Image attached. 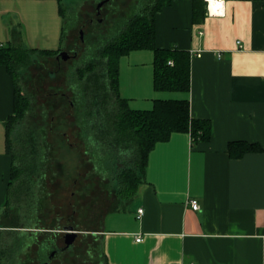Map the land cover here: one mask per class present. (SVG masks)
<instances>
[{"label": "crops", "instance_id": "0c3cea01", "mask_svg": "<svg viewBox=\"0 0 264 264\" xmlns=\"http://www.w3.org/2000/svg\"><path fill=\"white\" fill-rule=\"evenodd\" d=\"M60 5L0 0V47L24 42L59 52L53 47L63 29ZM155 28L157 48L190 54L189 91H156L153 52L135 50L119 60L120 95L136 110L151 109L157 99H187L190 117L210 121L212 134L192 142L189 133L175 132L155 144L136 195L118 199L102 217L103 254L108 264H264V0H226L223 16L205 14L198 22L193 0H173L157 13ZM44 32L52 34L45 42ZM13 97V79L0 64V230L15 228L4 207ZM140 101L144 108H133ZM238 141L262 151L232 158L228 145Z\"/></svg>", "mask_w": 264, "mask_h": 264}, {"label": "trees", "instance_id": "16d2710c", "mask_svg": "<svg viewBox=\"0 0 264 264\" xmlns=\"http://www.w3.org/2000/svg\"><path fill=\"white\" fill-rule=\"evenodd\" d=\"M172 2L131 0L126 12L111 20L114 36L102 42L94 40L87 50L83 49L82 63L73 69L70 80L72 103L78 113L77 126L93 171L98 175L112 173L116 176V196L122 201L136 195L143 181L148 154L156 143L166 141L175 132L189 133L192 142L208 141L212 134L210 121L190 117L187 99H157L151 109L136 110L130 108L128 100L120 95L119 60L135 50L153 52V87L156 91H189L190 54L175 47L157 48L155 44L156 15ZM205 7L203 0H193L194 22L203 20ZM59 12L64 17L61 5ZM30 53L52 57L58 51L27 49L19 43L0 47V64L14 84L13 112L6 124V151L12 165L4 207L6 210L10 206H21L24 219L40 210L46 174L51 170L49 131L43 121L29 123L27 118L32 114L30 96L24 93L17 78L18 68L27 64ZM46 116L44 112V120ZM260 151L262 147L258 143L238 141L228 145L232 158ZM32 226L21 227L29 229ZM28 237L31 238L29 233ZM31 240L25 243L15 240L9 247L3 246L12 254L9 264H23L13 261L28 252ZM100 249L103 264H108L101 245ZM39 253H44V242Z\"/></svg>", "mask_w": 264, "mask_h": 264}, {"label": "rangeland", "instance_id": "374dc122", "mask_svg": "<svg viewBox=\"0 0 264 264\" xmlns=\"http://www.w3.org/2000/svg\"><path fill=\"white\" fill-rule=\"evenodd\" d=\"M100 1L61 0L63 29L61 35L58 33L60 41L54 42L53 48L71 56L76 51L77 57L63 61L56 59L57 55L42 57L30 53L27 64L18 68L19 86L31 100L32 114L27 119L30 124L43 121L49 131L51 170L46 174L44 199L36 214L24 219L21 206L6 208L5 216L9 221L6 222L15 228L0 230V264H9L12 256L3 246L9 247L15 240L25 243L29 239L32 240L28 252L13 263L43 264L53 251H57L49 264H103L98 233L104 214L117 207V178L112 173L98 175L93 171L77 126L78 113L72 103L70 80L73 69L82 63L83 49L87 50L94 40L102 42L114 36L111 20L122 16L131 0H108L98 14L96 6ZM39 30L35 38L42 35ZM80 31L83 32L82 38ZM48 37L52 34L44 32V42ZM19 44L31 49L28 43ZM34 46L39 47V40ZM138 103L133 108H144L145 101ZM44 112L47 114L45 120ZM30 225L33 226L29 229L21 227ZM69 225L77 233V238L69 249L63 250V227ZM13 230L17 232L11 233ZM43 242L44 253L41 254L39 247Z\"/></svg>", "mask_w": 264, "mask_h": 264}, {"label": "built area", "instance_id": "2783aa9c", "mask_svg": "<svg viewBox=\"0 0 264 264\" xmlns=\"http://www.w3.org/2000/svg\"><path fill=\"white\" fill-rule=\"evenodd\" d=\"M206 3V15L210 16H223L224 15V2L226 0H214V9H212V0H203ZM172 64V62H169ZM190 206L193 210H198L200 208L199 203L196 200H191ZM143 214V209H138L137 217L140 218ZM136 241H140V239H136Z\"/></svg>", "mask_w": 264, "mask_h": 264}, {"label": "water", "instance_id": "95a60500", "mask_svg": "<svg viewBox=\"0 0 264 264\" xmlns=\"http://www.w3.org/2000/svg\"><path fill=\"white\" fill-rule=\"evenodd\" d=\"M108 0H102L100 1L97 6H96V10H97V13L99 14V10L100 8L107 2ZM82 34L83 32L80 31V35H81V38H82ZM57 59L61 58L63 61H66L70 58V55L65 52V51H60L56 57ZM65 230V235H64V244L66 247H69L71 246L76 237H77V233L73 230V228H66L64 229ZM52 255L54 254L53 252L51 253ZM45 264V263H44Z\"/></svg>", "mask_w": 264, "mask_h": 264}, {"label": "flooded vegetation", "instance_id": "af4514ba", "mask_svg": "<svg viewBox=\"0 0 264 264\" xmlns=\"http://www.w3.org/2000/svg\"><path fill=\"white\" fill-rule=\"evenodd\" d=\"M59 52H60V51H59ZM59 52H58V53H59ZM57 55H58V54H57ZM75 57H77V52H76V51H75L74 55H72V56L70 55V58H75ZM70 58H69V59H70ZM56 59H57V58H56ZM66 228H73V227H72L71 225H69V226H64V227H63L64 235H65V230H64V229H66ZM76 238H77V237H76ZM75 240H76V239H75ZM74 242H75V241H74ZM63 243H64V236H63ZM72 245H73V244H72ZM72 245H71V246H72ZM71 246L66 247L65 244H64V249H63V250H67V249H69ZM53 253H54L53 255H52V254L49 255V257H48V261L45 262V264H49V261L57 255V251H53ZM43 264H44V263H43Z\"/></svg>", "mask_w": 264, "mask_h": 264}, {"label": "bare ground", "instance_id": "6f19581e", "mask_svg": "<svg viewBox=\"0 0 264 264\" xmlns=\"http://www.w3.org/2000/svg\"><path fill=\"white\" fill-rule=\"evenodd\" d=\"M214 5H215V3H214V0H212V9H214Z\"/></svg>", "mask_w": 264, "mask_h": 264}]
</instances>
